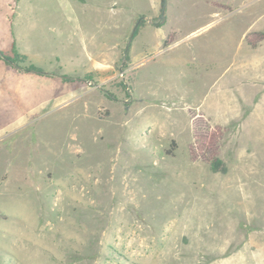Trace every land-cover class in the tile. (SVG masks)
Here are the masks:
<instances>
[{
	"label": "rangeland",
	"instance_id": "rangeland-1",
	"mask_svg": "<svg viewBox=\"0 0 264 264\" xmlns=\"http://www.w3.org/2000/svg\"><path fill=\"white\" fill-rule=\"evenodd\" d=\"M158 9L0 0V53L26 57L0 56V264H264V112L231 89L264 0Z\"/></svg>",
	"mask_w": 264,
	"mask_h": 264
},
{
	"label": "crops",
	"instance_id": "crops-1",
	"mask_svg": "<svg viewBox=\"0 0 264 264\" xmlns=\"http://www.w3.org/2000/svg\"><path fill=\"white\" fill-rule=\"evenodd\" d=\"M216 13H219V12H216ZM245 16H248L249 18H251L250 11L247 14H245ZM255 25L257 28L251 29V42H245L246 44L242 49L241 56L237 64L238 67L236 69L238 70V73L240 74L241 77L247 76L249 80L246 82L245 80H241L243 78H240L239 85L237 87L231 88L232 90L235 89V91L238 92V90L242 91L244 89V84L251 85V120H253L255 114L257 113L258 108L262 110V112H264L263 105L260 104L261 101L264 102V36L259 35L262 32H264V25L262 24L257 25V23H255ZM178 43H179L178 41H174L171 45L167 47V49H164V50H166L167 52L170 50H173L174 47ZM138 56L140 57V59L137 63L136 70H142L145 67V64L147 63L148 58L145 57V53H142ZM173 62L175 63L176 60H173ZM179 62L182 64L184 63V61L182 62V60H180ZM74 72H77V71H74ZM231 84L234 85V83H231ZM227 85L225 86V88L227 87ZM222 88H221V97L218 96V92H217V94H215L211 98V101L207 104V107H213L217 111L219 109L221 110L224 108L225 90ZM257 93L260 95V97L256 100ZM165 98L169 99L171 97L166 96ZM236 102H237V99L235 98V96H233L232 98L228 99L227 104H230V103L236 104Z\"/></svg>",
	"mask_w": 264,
	"mask_h": 264
},
{
	"label": "trees",
	"instance_id": "trees-1",
	"mask_svg": "<svg viewBox=\"0 0 264 264\" xmlns=\"http://www.w3.org/2000/svg\"><path fill=\"white\" fill-rule=\"evenodd\" d=\"M166 6H167V0H159L158 16H157V20H156V22L154 24V26L156 28L161 27L166 21V17H165ZM11 54L13 55L12 57H4L2 55V53H0V56L3 57V59L8 64L15 65L16 67H19V62L22 61V59H26L25 56L20 55L18 53L14 40L11 42ZM26 71L27 72H31V73H35V74H39V75H42L44 73L39 67H37V66H35L33 64H30L26 68ZM167 153L170 154L171 152L168 151ZM208 163H209V166H210L212 171H223L224 170L223 163L218 158L209 159Z\"/></svg>",
	"mask_w": 264,
	"mask_h": 264
}]
</instances>
